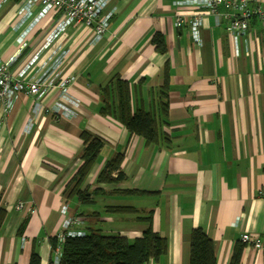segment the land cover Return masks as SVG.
<instances>
[{
  "label": "crops",
  "instance_id": "crops-1",
  "mask_svg": "<svg viewBox=\"0 0 264 264\" xmlns=\"http://www.w3.org/2000/svg\"><path fill=\"white\" fill-rule=\"evenodd\" d=\"M25 1L0 5V59L7 61L20 50L11 70H25L28 80L39 77L54 58H63L60 76L72 79L68 94L75 105L62 101L72 117L51 111L60 97L59 84L40 106L23 93L8 111L0 105V207L5 210L0 264H29L32 253L39 264H52L54 235L68 217L81 220L71 231L99 230L133 240L146 227L138 217L149 213L154 232L167 240L168 248L146 264H189L188 236L194 229L215 243L216 264H232L238 247V264H264V250L239 241L243 233L264 238L261 23L250 20L247 33L238 39L236 56L228 30L231 9L218 5L212 13L190 5L203 0H111L108 10L114 12L95 43L90 29L76 25L48 43L46 36L59 13L37 19L38 5L24 15ZM194 15L201 21L197 37L188 27L174 25L177 16ZM156 33L164 37L165 54L152 44ZM35 55L39 58L30 63ZM166 65L169 91L162 143L146 145L116 120L98 114L100 89L114 76L128 83L132 110L141 104L146 112H158L165 101L158 91ZM82 131L103 142L81 185L91 201L86 205L65 193L82 164ZM117 153L123 154L119 171L124 179L97 183L106 162ZM19 202L21 210L15 208ZM64 205L68 211L63 215ZM117 206L135 212L107 211Z\"/></svg>",
  "mask_w": 264,
  "mask_h": 264
},
{
  "label": "trees",
  "instance_id": "trees-1",
  "mask_svg": "<svg viewBox=\"0 0 264 264\" xmlns=\"http://www.w3.org/2000/svg\"><path fill=\"white\" fill-rule=\"evenodd\" d=\"M155 50L159 54L166 53L164 37L156 33L151 39ZM168 67L164 70V83L158 91L160 108L158 112H146L141 104L132 110L130 100V88L127 82L114 76L103 88L100 89L101 106L98 114L110 117L119 122L131 135L144 139L146 145H158L162 143L161 126L167 124V97H168ZM83 141V149L80 154L82 164L78 168L73 179L66 187L68 197L75 199L83 205L91 203L89 194L81 189V185L96 162L103 142L95 135L87 131L80 133ZM123 160V154L117 153L110 158L96 178L100 184H117L124 179L119 171ZM117 172L116 176H112ZM125 194L155 195L152 192L124 191ZM95 194V191L93 192ZM109 213L134 214L132 207H109ZM5 218V210L0 207V227ZM151 213L145 217H138V221L146 227L140 237L133 240L116 235L106 236L99 230H90L83 236L67 237L62 243V256L59 264H146L150 260H158L166 254L167 240L154 232L152 228ZM22 225L19 229L21 233ZM190 255L189 264H216L215 243L209 239L201 229H194L188 236ZM56 246V239L52 242V249ZM240 248H236L232 257V264H238ZM29 264H39V257L32 253Z\"/></svg>",
  "mask_w": 264,
  "mask_h": 264
},
{
  "label": "built area",
  "instance_id": "built-area-1",
  "mask_svg": "<svg viewBox=\"0 0 264 264\" xmlns=\"http://www.w3.org/2000/svg\"><path fill=\"white\" fill-rule=\"evenodd\" d=\"M7 0H0V5ZM111 0H26L23 12L29 15L33 7L40 5L41 10L37 15V19H42L48 13H59V17L50 29L46 40L52 42L60 33L71 25L82 26L90 29L93 34L92 43H95L105 33L109 20L114 12V8L108 10ZM183 6L182 2L176 3ZM193 7H204L209 12L215 13L216 7L222 5L233 12L231 21L228 26L229 33L234 41V55L239 54L238 39L243 37L249 29V22L257 19L262 26L264 33V0H203L202 2H191ZM174 25L178 28L188 27L195 37H197L198 27L201 21L196 15L190 17L177 16ZM18 42L22 43L21 40ZM23 46H20L22 48ZM20 56V50L9 60L0 59V105L5 111L16 100L19 94H25L36 99V105L40 106V102L51 92V90L59 84L61 89L59 100L50 108L55 115L72 117L73 111L67 107L62 101L75 105V102L68 94L69 85L72 83L71 78L64 79L60 76L63 62L61 57L54 58L40 73V76L25 80V70L17 73L12 72L11 67L16 58ZM39 58L35 55L30 63H34ZM70 109V111H69ZM15 208L21 210L23 203L19 202ZM67 206L61 207L60 212L67 214ZM35 211L31 210V214ZM81 223L79 217H68L63 221L62 230L54 235L56 246L52 249V264H59L62 256V243L67 237H79L84 234L81 232L71 231V227ZM239 241L252 249L264 250V238L259 235L243 233L240 235Z\"/></svg>",
  "mask_w": 264,
  "mask_h": 264
}]
</instances>
